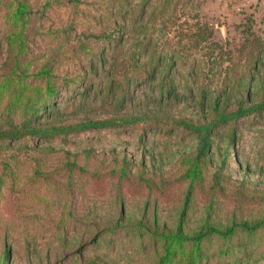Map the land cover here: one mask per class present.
<instances>
[{
	"label": "rangeland",
	"instance_id": "1",
	"mask_svg": "<svg viewBox=\"0 0 264 264\" xmlns=\"http://www.w3.org/2000/svg\"><path fill=\"white\" fill-rule=\"evenodd\" d=\"M11 1L14 0H0V67L6 51L3 8ZM26 2L30 9V51L39 61L49 53L55 54L52 73L60 93L57 113L67 122L114 113L111 107L100 109L90 103L95 87L85 93L87 101L78 108L76 91L81 89L84 78L103 84L107 71L112 69L113 57L123 63L130 54L143 50L147 56L179 55L171 74L179 95L171 102L163 100L159 111L194 119L195 109L187 89L192 84H202L212 91L229 63L235 64L236 71L241 69L246 57L242 44L248 21L254 35L264 36V0H171L162 19L144 21L145 34L116 15L119 0ZM130 2L135 5L141 0L127 1ZM146 3V9H150L155 0ZM202 25L206 30L195 45L193 32ZM114 37L120 41H114ZM195 65L200 67L197 78L191 73ZM116 69L124 71L120 66ZM120 76L121 83H125ZM160 89L158 79L130 84L123 90L121 113L156 111L152 101ZM74 112L78 115L69 117ZM220 130L234 137L235 155L229 156L226 172L232 182L212 199L208 180L195 189L183 221L185 231L198 226L208 209L211 221L220 224L232 218L253 220L264 216V111L239 118ZM174 137L140 124L69 134L55 139L51 149L44 145L32 148L33 142L24 141L1 153L0 258L6 257V264H86L93 259L107 264L148 263L149 241L127 233L124 226L128 222L115 227L117 203L122 201V214L130 218L129 222L142 220L149 225L150 218L156 215L159 227L174 228L186 185L174 180L176 167L171 153L176 142L180 147L192 144L188 138ZM148 150L162 157L161 177L166 182L163 187L141 190L128 180L117 185L114 171L122 159L125 157L134 169L140 160L148 164L149 154L144 153ZM4 158L8 161L3 166ZM110 228L114 230H107ZM263 243L264 227L246 239L250 247ZM219 244L214 240L208 249L213 251Z\"/></svg>",
	"mask_w": 264,
	"mask_h": 264
},
{
	"label": "trees",
	"instance_id": "2",
	"mask_svg": "<svg viewBox=\"0 0 264 264\" xmlns=\"http://www.w3.org/2000/svg\"><path fill=\"white\" fill-rule=\"evenodd\" d=\"M119 1L120 8L116 15L143 34L147 32L144 21L155 17L154 21L162 19V16L167 14L171 2L155 0V4L146 9L147 0H141L135 5L127 3L128 0ZM3 10L7 31L4 35L5 57L0 67V154L24 141L33 142L32 148L44 145L51 149V143L55 139L69 134L140 124L150 130H163L170 138H188L192 142L189 147H180V143L176 142V149L171 153L173 165L176 167L174 180L186 185L174 228L168 229L164 225L159 227L156 215L150 218L149 225L142 220L136 224L129 222L130 218L122 214L123 204L120 200L117 203L118 225L115 227L119 228L125 225L124 222H128L124 226L125 229L128 228L127 233L140 240L149 241L151 258L146 264H264V243L254 247L246 244L247 238H252L257 230L264 227V216L253 220L232 218L229 223L220 224L211 221L208 209L198 226L190 231L183 228L188 204L197 187H201L202 183L208 180L212 199L215 193L223 192L224 186H230L232 182L226 172L229 171V156L235 155L232 148L234 137L231 133L222 132L220 128L239 118L260 115L264 111V75L261 74L264 73V36H256L250 31V21L244 30L246 39L242 45L246 47V57L241 69L236 71L235 64L229 63L224 69V76L219 85L212 91L202 84H192L187 89L188 100L195 109L194 119L159 111L163 100L171 102L179 95L171 81L172 66L175 60L180 58L179 55L147 56L143 50V53L130 54L123 61L125 66L113 57L112 69L107 71L103 84L84 78L81 89L76 91L79 96L78 108H82L87 101L85 93L95 87L90 103L100 109L111 107L114 113L98 119L67 122L57 113L56 101L60 93L54 85L52 73L55 54L49 53L39 61L29 48L28 3L26 0H14ZM202 26L203 28L197 27L193 32V37H196L195 45L202 38L203 30H206V26ZM114 41L119 42V37H114ZM119 66L124 69L123 72L116 71ZM199 68L195 65L191 70L192 77H198ZM129 73L131 75L128 76ZM120 75L125 79V83H121ZM142 79L160 81L162 89L152 101V107L156 111L141 115L121 113L123 90ZM98 93L101 96H97ZM74 115L78 113L74 112L69 117ZM144 153L149 154L148 164L140 160L134 169L125 157L122 159V163L114 171L117 173V185H120L121 180H128L133 181L141 190L154 188L157 191L163 187L166 182L161 177V155H152L150 150ZM7 161V158L3 159V166ZM2 177L3 172L0 173V183ZM238 195L241 193L238 192ZM107 230L112 232L114 228ZM214 240L220 244L210 251L209 244ZM0 264H6V257L0 258ZM86 264L107 263L93 259Z\"/></svg>",
	"mask_w": 264,
	"mask_h": 264
}]
</instances>
